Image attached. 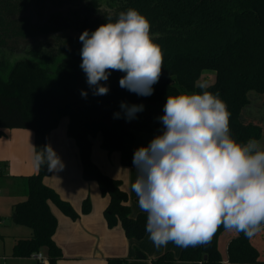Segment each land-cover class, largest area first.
Wrapping results in <instances>:
<instances>
[{
	"label": "trees",
	"instance_id": "obj_1",
	"mask_svg": "<svg viewBox=\"0 0 264 264\" xmlns=\"http://www.w3.org/2000/svg\"><path fill=\"white\" fill-rule=\"evenodd\" d=\"M114 11L137 9L151 23V32L159 33L155 41L162 46L163 70L153 94L138 96L121 88L124 73L111 72L106 83L109 93L93 95L80 68V50L72 46L70 57L50 68L45 54L36 60H20L11 66L0 62V135L3 130H32L34 146L40 151L49 145L50 134L63 117L68 118L67 135L73 139L82 164L85 181H96L103 197L109 198L104 211L109 228L119 225L128 239L140 241L147 235L146 214L132 216L129 196L122 182L106 175L92 161V140L101 135V147L108 154L118 152L121 164L134 168L133 154L136 132L159 134L168 95L181 91L200 92L199 81L205 72H213L215 80L204 90L218 93L231 113V133L239 142L260 140L263 128L244 119V110L251 104V94L260 97L264 108V0H94ZM94 23V21H92ZM90 22V23H92ZM107 22L97 20L92 28ZM70 49V47H68ZM42 62H47L43 64ZM87 91V97L81 91ZM142 104L144 110L136 118L126 120L121 102ZM114 113H121L114 118ZM244 113V115H243ZM135 169V168H134ZM51 175L46 165L35 175L24 178L25 200L14 206L16 224L27 227L32 234L15 240L13 256L30 258L43 253L49 264H59L62 251L54 240L58 221L50 205L54 204L67 217L80 215L72 205L60 198L44 183ZM89 197L82 203V213L89 214ZM225 231L221 226L205 246L182 248L179 258L168 251L153 259L152 264H259L260 253L243 233L231 238L226 256L220 250ZM141 255V254H140ZM206 258V259H205ZM264 264V262H262ZM107 264H127L125 259L111 258Z\"/></svg>",
	"mask_w": 264,
	"mask_h": 264
},
{
	"label": "clouds",
	"instance_id": "obj_2",
	"mask_svg": "<svg viewBox=\"0 0 264 264\" xmlns=\"http://www.w3.org/2000/svg\"><path fill=\"white\" fill-rule=\"evenodd\" d=\"M150 21L128 8L94 31L79 36L80 68L93 95L109 93L111 72L124 73L121 88L138 96L153 94L163 70L164 53ZM181 91L168 95L159 134L133 154L137 177L131 190L146 214L145 230L157 249L209 244L222 226L248 239L264 232V146L256 139L239 142L231 133L227 104L218 93ZM81 95L87 97V91ZM131 121L142 104L121 102ZM121 113H114L120 118ZM33 148V164L60 170L62 160L50 145Z\"/></svg>",
	"mask_w": 264,
	"mask_h": 264
},
{
	"label": "crops",
	"instance_id": "obj_3",
	"mask_svg": "<svg viewBox=\"0 0 264 264\" xmlns=\"http://www.w3.org/2000/svg\"><path fill=\"white\" fill-rule=\"evenodd\" d=\"M68 122L67 118L65 122H62L61 126H58L50 134L49 145L62 160V168L60 170L51 171V175L45 178L44 183L55 190L62 200L70 203L79 214L81 213V204L86 198L90 197L94 206L92 203V209L89 214L81 215L77 220H72L60 212V210H55L51 206L52 204L50 205L51 211L58 221L54 240L62 251V258L59 260V264H107L108 260L111 258L125 259L127 264H152L153 259L171 251L169 249L165 251L161 249L157 252H149L143 245H140V247L145 250L140 253L143 256L140 258V254H135L134 250L136 247L134 243L126 237L120 225L114 228L108 227L104 211L109 204V198L101 195L96 181H85L83 179L82 164L79 158L78 148L74 140L67 135ZM1 133L0 192L4 183L6 185L8 184L9 191H11L5 196L0 193V197L3 202L5 198V201L9 204V214L14 216V206L25 200L22 189L24 178L35 175L38 172V169L36 171L31 165L34 132L32 130L6 129L1 131ZM138 133H135L137 139L136 144L140 147L142 145L138 143ZM142 134L155 136L149 132H143ZM101 141V135L97 137V142L95 144L92 140V161L106 175L120 180L122 182V189L128 194L123 181L116 178L121 177L123 171L120 166V154L118 152L108 154L102 149ZM13 158V162L17 163L20 168V175L18 176H9V173H7L6 163L11 162L10 160ZM8 197H11V199H8ZM132 216L134 217L136 215L132 214ZM2 217L4 216L0 215V219ZM14 223L16 224L15 221ZM1 225L2 223L0 226ZM31 234L32 232L29 229V232L21 233L22 236L16 239L28 238ZM229 240L226 242L224 248L220 245V250L224 256H226V246ZM258 250L260 253V260L264 262V254L259 248ZM262 262L259 264H263ZM39 263L37 261V264ZM43 264L49 263L46 261ZM175 264L190 263L176 261ZM222 264L231 263L224 261Z\"/></svg>",
	"mask_w": 264,
	"mask_h": 264
},
{
	"label": "flooded vegetation",
	"instance_id": "obj_4",
	"mask_svg": "<svg viewBox=\"0 0 264 264\" xmlns=\"http://www.w3.org/2000/svg\"><path fill=\"white\" fill-rule=\"evenodd\" d=\"M113 12L94 0H0V62L11 65L39 53L51 61L71 55L72 46L82 47L80 34L94 31L90 25Z\"/></svg>",
	"mask_w": 264,
	"mask_h": 264
},
{
	"label": "rangeland",
	"instance_id": "obj_5",
	"mask_svg": "<svg viewBox=\"0 0 264 264\" xmlns=\"http://www.w3.org/2000/svg\"><path fill=\"white\" fill-rule=\"evenodd\" d=\"M19 57L16 59H19ZM68 57H70V53L69 54L65 53L62 56L56 57L51 63H49L50 68L55 69L56 66L60 62H62L63 60H65ZM24 58H28V57H24ZM29 58H31L32 60L37 59L36 57L35 58L29 57ZM42 63L46 64L47 62H42ZM214 80H215V74L213 72H205L204 75L202 76L201 80L199 81V84L200 85L201 84L210 85L214 82ZM250 94H251V96H250L251 104L244 110V113H245V115L243 113V115L245 116L244 119H247L248 121H251V122L252 121L257 122L258 124H260L262 126L263 131H264V108L262 106V101H261L260 97L257 96V94H255V93H250ZM66 119H67L66 117H63L60 120V123L58 126H61L62 122H65ZM138 132H140V133H138ZM137 133H138V143L142 146H147L149 144V142L151 141V139L154 137V136H147V135L142 134L143 131H137ZM97 137H99V135ZM97 137H95L93 139L94 144L97 142ZM259 142H260L261 146H264V132H263V136L259 140ZM13 160H14V158L10 160L11 162L6 163L7 164V166H6L7 173H9V176H18V175H20V173H19L20 168L17 165V163L13 162ZM31 162H32L31 163L32 167L37 171V168L33 164V156H32ZM120 166L122 167L123 171H122L121 177H116V178H119L123 181L124 187L128 192L129 203H130V207H131V213L133 215H137L138 213H141L142 211L138 207V198L136 197L135 193L131 190V184L135 181V179L137 177L136 170L134 168H131V167L123 166L121 163H120ZM16 182H18V181H16ZM2 186L3 187H2V190L0 193H2L3 196H5L11 190L9 191L8 184L6 185L4 183ZM8 199H11V197H8ZM89 200L91 202V209H92L93 201L90 197H89ZM4 202L2 201V198L0 197V215L4 216L0 219V223H2V225L0 226V264H37V260L34 257L18 258V257L13 256V248H14L15 239L17 237L22 236L21 233L29 232V229L27 227L17 225L14 223V217L11 214H9L10 213L9 207H8L9 204L5 201V198H4ZM11 202H12V200H11ZM51 206L55 210H57V211L59 210L56 205L52 204ZM93 206H94V203H93ZM79 215L80 216L85 215L82 213V204H81V213ZM119 224H121V223H119ZM237 235H239V234H236L235 232H227L226 234H224L221 238V241H220L221 247L224 248L226 242L229 239H231ZM129 240H131V242L134 243V246L136 247V249L134 248L136 255H139L140 253L145 251L144 249H142L140 247V245H143L149 252H157L161 249H164L163 251H165V250L169 249V250L173 251L175 258L178 259L179 255H180L181 248L175 246L172 243H169L166 247H161V248L157 249L156 247H154V245L152 244V242L148 238V235H146V237L140 241L133 240V239H129ZM251 242L253 245L258 247L260 249V251L264 254V232H261L256 237L252 238ZM260 242H261V244H260ZM39 264H43V263H39Z\"/></svg>",
	"mask_w": 264,
	"mask_h": 264
},
{
	"label": "built area",
	"instance_id": "obj_6",
	"mask_svg": "<svg viewBox=\"0 0 264 264\" xmlns=\"http://www.w3.org/2000/svg\"><path fill=\"white\" fill-rule=\"evenodd\" d=\"M32 257H34L40 263H44L46 261V257L43 253H37L35 255H32Z\"/></svg>",
	"mask_w": 264,
	"mask_h": 264
},
{
	"label": "water",
	"instance_id": "obj_7",
	"mask_svg": "<svg viewBox=\"0 0 264 264\" xmlns=\"http://www.w3.org/2000/svg\"><path fill=\"white\" fill-rule=\"evenodd\" d=\"M13 217H14V221L16 222V215H14ZM139 257L142 258L143 256L142 255H139Z\"/></svg>",
	"mask_w": 264,
	"mask_h": 264
}]
</instances>
